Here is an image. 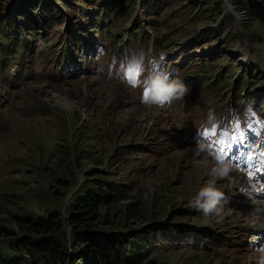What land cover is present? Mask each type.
<instances>
[{"label":"rangeland","instance_id":"rangeland-1","mask_svg":"<svg viewBox=\"0 0 264 264\" xmlns=\"http://www.w3.org/2000/svg\"><path fill=\"white\" fill-rule=\"evenodd\" d=\"M222 1L216 0L210 12L206 0H169L165 10L139 7L132 16L131 6L119 7L96 27L87 52L67 43L70 55L61 59L64 23L56 30L39 25L37 35L0 54V255L5 262L24 256L12 248L24 235L20 218L66 216L83 190H96L100 183L111 192L112 203L101 208L94 228L124 231L131 206L132 232H149L157 246L142 250L146 255L137 264H258L259 252L250 242L256 232L264 233V202L256 200L262 192L239 169L251 159L264 161V24L242 9L231 10L234 19ZM53 4L68 15V23L88 29L87 18L72 19L63 5ZM190 4L208 17L193 20ZM241 29L259 47L251 54L252 65L240 63L242 51H250L249 44L242 46ZM130 68L139 69L132 78ZM165 70L170 79L178 74L187 92L160 108L142 103L138 85ZM257 124H263L261 146H231L240 126L253 131ZM216 148L220 153L212 154ZM208 188L219 195L206 210L209 197L201 192ZM184 224L194 231L189 233L193 241L175 248L188 237L177 231ZM199 226L210 230L195 231ZM209 242L213 248H201Z\"/></svg>","mask_w":264,"mask_h":264},{"label":"trees","instance_id":"trees-1","mask_svg":"<svg viewBox=\"0 0 264 264\" xmlns=\"http://www.w3.org/2000/svg\"><path fill=\"white\" fill-rule=\"evenodd\" d=\"M53 1L68 9L73 19H78L80 16L87 18L88 29L75 23L66 30L72 46L86 47L104 16L119 7L129 4L133 6L135 0H0V38L8 41V44L0 42V54L14 51L13 47L18 43H26L28 36L33 33L37 35L34 28L39 25L44 26V30H56L60 24L64 23L65 15L52 4ZM206 1L208 12H210L209 8L214 2L216 3V0ZM211 2L212 4H209ZM145 5L151 7L154 12H158L167 9L169 0H145ZM234 5L237 9L244 10L249 18L264 24V0L248 2L239 0ZM190 7L193 20L199 19L200 16L208 17V12L202 10L200 12L198 5ZM195 10L196 12L193 13ZM67 51L66 46H63V55H67ZM3 60L1 57L0 65L4 62ZM96 185H98L94 188L96 190L81 191L82 194L73 201L70 212L66 216H62L59 212H52L47 217L20 218L19 226L24 235L17 237L12 248L24 256L20 260L7 263L0 255V264L139 263L146 255V253L141 255L142 250L151 252L157 246L152 244L146 236L149 232L145 234L132 232L133 228L130 224L132 219L128 216L131 206L125 211L126 219L122 224L124 231L96 230L94 225L100 219L101 208L112 203V194L105 189L106 186L100 183ZM177 231L180 232V236L188 237L178 241L174 247L190 245L193 235H189L190 232L180 226ZM140 242L142 243L139 249ZM69 246H72L74 250L70 252Z\"/></svg>","mask_w":264,"mask_h":264},{"label":"clouds","instance_id":"clouds-1","mask_svg":"<svg viewBox=\"0 0 264 264\" xmlns=\"http://www.w3.org/2000/svg\"><path fill=\"white\" fill-rule=\"evenodd\" d=\"M171 72L165 70L164 73H157L150 79L143 81L139 87L142 88L141 101L146 105H160L163 106L165 100H172L176 97H183L187 92V86L184 81L177 74L171 78ZM201 195H207L209 202L204 206L207 210L215 204V199L219 193L215 189H204ZM259 257L258 264H264V247L258 249Z\"/></svg>","mask_w":264,"mask_h":264},{"label":"snow or ice","instance_id":"snow-or-ice-1","mask_svg":"<svg viewBox=\"0 0 264 264\" xmlns=\"http://www.w3.org/2000/svg\"><path fill=\"white\" fill-rule=\"evenodd\" d=\"M138 71H139L138 68H130L129 69V76H130V78L134 77L135 76V73H137ZM250 175H251V173H250Z\"/></svg>","mask_w":264,"mask_h":264},{"label":"bare ground","instance_id":"bare-ground-1","mask_svg":"<svg viewBox=\"0 0 264 264\" xmlns=\"http://www.w3.org/2000/svg\"><path fill=\"white\" fill-rule=\"evenodd\" d=\"M229 10L231 11V8H229ZM242 17V15H240ZM241 21V20H240ZM240 21H236L237 23L240 22ZM244 60V59H242ZM261 203V202H260ZM258 245H259V242H258Z\"/></svg>","mask_w":264,"mask_h":264}]
</instances>
